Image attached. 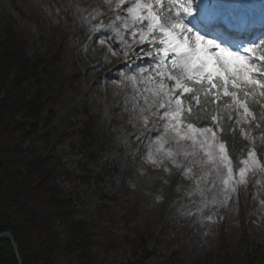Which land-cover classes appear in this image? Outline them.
I'll return each mask as SVG.
<instances>
[{"label":"rangeland","instance_id":"374dc122","mask_svg":"<svg viewBox=\"0 0 264 264\" xmlns=\"http://www.w3.org/2000/svg\"><path fill=\"white\" fill-rule=\"evenodd\" d=\"M77 2L0 0V51L9 33L20 57L43 64L39 82L33 79L15 91L18 70L10 73L3 89L12 108L37 99L39 104L37 119H15L24 129L17 134L10 118L0 119V150L10 154L14 171L32 175L31 185L22 189L23 210L32 225L49 231L54 263L264 264V212L259 210L264 190L259 186L241 187L227 207L217 206L213 221L201 224L199 213L186 215L195 210L192 200L200 199L186 194L191 182L174 169L168 173L134 159L138 142L126 127L132 114L112 110L109 117L106 104V136L99 135L97 114L82 105L94 83L85 88L92 76L87 64L95 63L84 50L88 59L81 61L88 34H68V15L57 11L69 6L76 12ZM76 42L77 54L68 60ZM114 70L123 71V65ZM75 224L84 226L83 234L69 232ZM84 252L90 261L82 259Z\"/></svg>","mask_w":264,"mask_h":264},{"label":"snow or ice","instance_id":"6c2138e0","mask_svg":"<svg viewBox=\"0 0 264 264\" xmlns=\"http://www.w3.org/2000/svg\"><path fill=\"white\" fill-rule=\"evenodd\" d=\"M75 7L63 11L131 69L117 87L125 90L132 127L140 125L134 159L178 171L191 182L188 197H200L186 215L213 221L217 206L227 207L241 187L264 190V7L259 32L247 0H92ZM136 61L144 66L132 69ZM260 205L264 212V200Z\"/></svg>","mask_w":264,"mask_h":264},{"label":"trees","instance_id":"16d2710c","mask_svg":"<svg viewBox=\"0 0 264 264\" xmlns=\"http://www.w3.org/2000/svg\"><path fill=\"white\" fill-rule=\"evenodd\" d=\"M78 1L87 7L90 3H92V0ZM71 10L75 12L72 8ZM60 11L64 12L63 10ZM111 18H113V14L111 12H109L106 16L101 17L105 23H108ZM81 25L82 21L77 20L72 16H68V34L71 33L75 35L76 33H81L80 37L84 38L88 34L87 38L82 43L84 45L81 47V53L83 56L81 61L88 59L85 57L83 52L84 50L87 53V56L94 59L95 63L90 65L87 64V66L91 68L89 71L90 73L92 72V76L90 79H85V88L90 85V80L94 81V83L93 87L91 86V92L89 91L90 97L84 99L82 105H87L88 108H91L93 114H97H95L98 116L99 121V125H97V132L102 136L105 135L104 128L102 126L104 124L103 121L105 117L104 112L106 104L109 107V117H111L110 115L112 110L121 113L120 115H124L123 113H126L128 116L131 115L130 112H125L123 110V97L125 90L117 87L121 78V72L131 71V69L126 70L124 64L122 63V58L117 59L111 56L105 46L99 45L98 42L93 43L97 34L89 32L86 26L82 27ZM90 36L93 38L92 40L89 39ZM8 39L7 44L0 51V119H4L5 117L10 118L12 123L16 126L15 134H17L24 129L23 126L14 122L15 119L22 115L32 119H37L35 112H37L36 106L39 104V100H34L31 103L25 104L23 107L14 109L12 108L14 102H11L9 97H5L6 92L3 87L10 79V73L15 70L18 71L16 72L17 74L15 79L12 81V87L14 88L12 91H15V89L20 88V86L24 83L33 79L39 82L38 70L43 67V64L39 63L37 65H33L25 61V59L20 57L18 54L16 42L12 39V36L9 33ZM77 45L78 44L76 42V44H74L71 48L68 53V60L75 57L77 54ZM102 49L104 50L103 53H101L103 51ZM105 56H108V60H110L111 63L105 61ZM145 60H147V58H145ZM119 64L123 65V71L114 70V66ZM137 64L144 66L141 61H138ZM137 64L133 65L132 69H135ZM109 70H113L112 73H108ZM99 76H105L107 79L100 80L96 78ZM93 77H95L97 81L93 79ZM110 79H114L115 81L110 82ZM128 107H131V105H128ZM255 110H258V108ZM120 115L117 116L118 119L123 117ZM123 119L128 120L127 118ZM119 121L121 122L122 120L119 119ZM113 122L115 121L113 120ZM126 127L129 133L131 131L133 132L129 134V138L133 139V136L138 131L140 125L137 124L136 128H133L132 125H127ZM104 148L107 149L108 147L105 146ZM10 158L11 157L8 152H3L2 149L0 150V235L10 233L13 236L18 247V256L20 260L16 256L11 243L4 240L0 241V264H55L52 260V237L49 233H47L49 231L44 234V232H42L41 224L36 223L35 225H32V223L26 218L23 210L22 189L24 186L31 185L32 175L24 176L20 171H14L12 163H9ZM16 158L18 159V156ZM150 187L151 185L149 184L142 188L143 191L147 192ZM83 231L84 226L82 224H75L74 226L69 227V232L71 234H83ZM82 259L84 261H90L86 252L83 253Z\"/></svg>","mask_w":264,"mask_h":264},{"label":"water","instance_id":"95a60500","mask_svg":"<svg viewBox=\"0 0 264 264\" xmlns=\"http://www.w3.org/2000/svg\"><path fill=\"white\" fill-rule=\"evenodd\" d=\"M4 240H7V241H9L11 243L12 248H13L16 256L19 259V256H18V247H17V245H16V243L14 241L13 236L10 233H4V234L0 235V241H4Z\"/></svg>","mask_w":264,"mask_h":264},{"label":"bare ground","instance_id":"6f19581e","mask_svg":"<svg viewBox=\"0 0 264 264\" xmlns=\"http://www.w3.org/2000/svg\"><path fill=\"white\" fill-rule=\"evenodd\" d=\"M250 9V8H249ZM252 9V8H251ZM261 14H262V10L261 11H259V10H252L251 11V16H254L255 18H261ZM26 31H28L29 32V30H27V29H25Z\"/></svg>","mask_w":264,"mask_h":264}]
</instances>
